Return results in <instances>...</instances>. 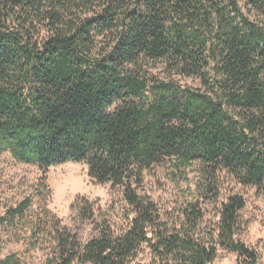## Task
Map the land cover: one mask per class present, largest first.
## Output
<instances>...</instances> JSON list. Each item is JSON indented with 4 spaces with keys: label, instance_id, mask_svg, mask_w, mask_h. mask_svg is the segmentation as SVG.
Returning a JSON list of instances; mask_svg holds the SVG:
<instances>
[{
    "label": "trees",
    "instance_id": "trees-1",
    "mask_svg": "<svg viewBox=\"0 0 264 264\" xmlns=\"http://www.w3.org/2000/svg\"><path fill=\"white\" fill-rule=\"evenodd\" d=\"M156 63L201 88L153 79ZM3 154L42 176L36 211L26 196L0 214V229L20 228L26 247L0 264H129L142 246L157 264H212L216 248L257 264L240 241L241 195L221 202L210 242L198 200L162 222L137 190L171 161L180 174L199 165L264 193V0H0ZM67 163L120 190V228L103 221L83 243L48 209L46 173ZM71 209L97 224L85 198Z\"/></svg>",
    "mask_w": 264,
    "mask_h": 264
},
{
    "label": "rangeland",
    "instance_id": "rangeland-1",
    "mask_svg": "<svg viewBox=\"0 0 264 264\" xmlns=\"http://www.w3.org/2000/svg\"><path fill=\"white\" fill-rule=\"evenodd\" d=\"M104 44L100 43V46L104 47ZM147 72L158 81L172 82L192 89L201 88L197 79L169 74L161 63L150 64ZM41 176L42 172L38 167L16 163L9 154L0 155V214L26 196L33 198L32 210L36 211L37 199L33 192ZM46 183L51 192L48 209L72 233H76L83 243L97 235L96 227L99 223L105 221L117 230L126 220L129 208L123 201L120 190L113 189L110 184L93 182L88 177L87 166L84 164L67 163L49 168ZM207 184L208 189L204 192L206 198H200L197 193H203V186ZM137 193L155 205L162 222L177 218L180 214L185 215L189 206L198 200L202 214L198 233L202 239L210 242H213L221 202L231 195H241L245 205L239 213L242 225L240 241L257 253V264H264V193L261 190L238 185L224 171L210 179L199 165L180 174L173 168L171 161H165L143 173L142 185ZM77 198H85L92 205L97 223L95 226L88 221L81 223L77 220L71 209ZM23 234L20 228L0 229V257L11 253L20 257L25 255ZM16 241L20 242L14 244ZM216 249V258L212 264H239L234 253ZM129 264H157V261L151 250L142 246Z\"/></svg>",
    "mask_w": 264,
    "mask_h": 264
}]
</instances>
